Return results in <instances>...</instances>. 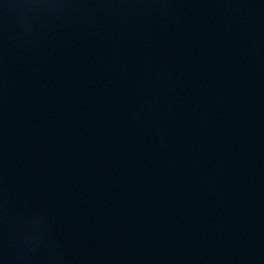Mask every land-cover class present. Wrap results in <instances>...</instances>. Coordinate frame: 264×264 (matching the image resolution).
Wrapping results in <instances>:
<instances>
[{
  "label": "water",
  "instance_id": "obj_1",
  "mask_svg": "<svg viewBox=\"0 0 264 264\" xmlns=\"http://www.w3.org/2000/svg\"><path fill=\"white\" fill-rule=\"evenodd\" d=\"M0 264H264V0H0Z\"/></svg>",
  "mask_w": 264,
  "mask_h": 264
}]
</instances>
